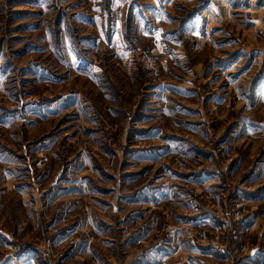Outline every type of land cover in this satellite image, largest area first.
Wrapping results in <instances>:
<instances>
[{
    "label": "rangeland",
    "instance_id": "rangeland-1",
    "mask_svg": "<svg viewBox=\"0 0 264 264\" xmlns=\"http://www.w3.org/2000/svg\"><path fill=\"white\" fill-rule=\"evenodd\" d=\"M0 264H264V0H0Z\"/></svg>",
    "mask_w": 264,
    "mask_h": 264
}]
</instances>
